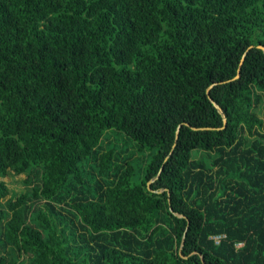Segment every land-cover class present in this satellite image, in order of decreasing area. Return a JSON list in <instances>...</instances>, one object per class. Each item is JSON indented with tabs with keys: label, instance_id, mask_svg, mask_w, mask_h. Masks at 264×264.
Instances as JSON below:
<instances>
[{
	"label": "trees",
	"instance_id": "1",
	"mask_svg": "<svg viewBox=\"0 0 264 264\" xmlns=\"http://www.w3.org/2000/svg\"><path fill=\"white\" fill-rule=\"evenodd\" d=\"M259 46L264 0H0V264H264Z\"/></svg>",
	"mask_w": 264,
	"mask_h": 264
},
{
	"label": "water",
	"instance_id": "2",
	"mask_svg": "<svg viewBox=\"0 0 264 264\" xmlns=\"http://www.w3.org/2000/svg\"><path fill=\"white\" fill-rule=\"evenodd\" d=\"M259 48H261L263 51H264V47H262V46H259ZM243 61H244V59H242V61H241V65H240V67H239V70H238V75H237V77L236 78H239L240 77V68H241V66H242V63H243ZM215 106L217 107V109L220 111V113H222L223 114V111H222V109L217 105V104H215ZM223 117H224V125L226 126L227 125V120H226V117H225V115L223 114Z\"/></svg>",
	"mask_w": 264,
	"mask_h": 264
},
{
	"label": "built area",
	"instance_id": "3",
	"mask_svg": "<svg viewBox=\"0 0 264 264\" xmlns=\"http://www.w3.org/2000/svg\"><path fill=\"white\" fill-rule=\"evenodd\" d=\"M225 238V235H215L211 239L215 241L216 244H219L222 239ZM243 244H238L237 247H241Z\"/></svg>",
	"mask_w": 264,
	"mask_h": 264
},
{
	"label": "rangeland",
	"instance_id": "4",
	"mask_svg": "<svg viewBox=\"0 0 264 264\" xmlns=\"http://www.w3.org/2000/svg\"><path fill=\"white\" fill-rule=\"evenodd\" d=\"M129 148H130V149H129L130 151L135 150L133 147H129Z\"/></svg>",
	"mask_w": 264,
	"mask_h": 264
}]
</instances>
